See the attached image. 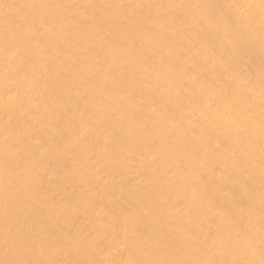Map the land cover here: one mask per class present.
Listing matches in <instances>:
<instances>
[{
	"label": "bare ground",
	"instance_id": "obj_1",
	"mask_svg": "<svg viewBox=\"0 0 264 264\" xmlns=\"http://www.w3.org/2000/svg\"><path fill=\"white\" fill-rule=\"evenodd\" d=\"M0 264H264V0H0Z\"/></svg>",
	"mask_w": 264,
	"mask_h": 264
}]
</instances>
